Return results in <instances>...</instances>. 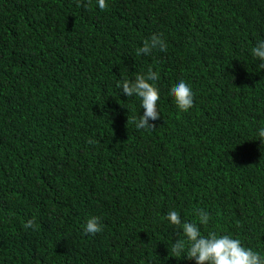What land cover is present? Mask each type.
Listing matches in <instances>:
<instances>
[{
	"label": "trees",
	"instance_id": "obj_1",
	"mask_svg": "<svg viewBox=\"0 0 264 264\" xmlns=\"http://www.w3.org/2000/svg\"><path fill=\"white\" fill-rule=\"evenodd\" d=\"M106 2L0 0V264H195L174 258L183 233L167 219L197 221L194 209L210 215L203 235L264 256V69L251 53L264 0ZM152 34L167 51L137 56ZM148 68L160 119L137 129L141 100L117 83ZM181 79L187 112L169 94ZM90 216L100 233L84 231Z\"/></svg>",
	"mask_w": 264,
	"mask_h": 264
},
{
	"label": "clouds",
	"instance_id": "obj_2",
	"mask_svg": "<svg viewBox=\"0 0 264 264\" xmlns=\"http://www.w3.org/2000/svg\"><path fill=\"white\" fill-rule=\"evenodd\" d=\"M100 10L108 8L106 0H97ZM167 51V44L162 34H152L145 38L142 46L136 50V55H151L153 51ZM253 57L258 59L259 69H264V40H260L251 49ZM160 77L152 68L146 72L139 73L131 80H123L117 83L126 97L136 96L141 100L143 114L127 117V122L135 125L137 129H152L156 126L149 121L160 119L157 109V102L160 99L159 89L155 81ZM169 94L174 98L172 104L182 112H187L194 103V92L192 87L183 79L171 87ZM257 136L261 143H264V127L258 129ZM89 143L94 141L89 140ZM175 145H186L183 142H174ZM193 213L197 221H183L175 210L168 212L167 219L170 224L182 229L183 237L175 239L172 245L174 258L194 260L195 264H264V256L251 248L242 245L239 239L229 234L218 235L216 232H209L207 235L201 233L198 225L206 226L209 223L210 215L202 209H194ZM35 218L28 219L23 227L35 228ZM103 230L100 218L90 216L84 226L88 234H97Z\"/></svg>",
	"mask_w": 264,
	"mask_h": 264
}]
</instances>
